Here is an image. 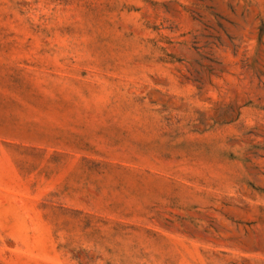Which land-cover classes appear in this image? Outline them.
Returning a JSON list of instances; mask_svg holds the SVG:
<instances>
[{
	"label": "rangeland",
	"instance_id": "rangeland-1",
	"mask_svg": "<svg viewBox=\"0 0 264 264\" xmlns=\"http://www.w3.org/2000/svg\"><path fill=\"white\" fill-rule=\"evenodd\" d=\"M0 264H264V0H0Z\"/></svg>",
	"mask_w": 264,
	"mask_h": 264
}]
</instances>
